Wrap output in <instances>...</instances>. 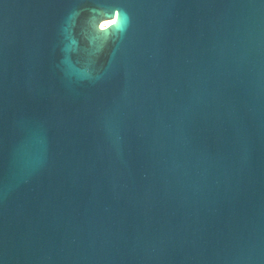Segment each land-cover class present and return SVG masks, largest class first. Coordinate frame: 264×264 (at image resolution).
<instances>
[{"label": "water", "instance_id": "95a60500", "mask_svg": "<svg viewBox=\"0 0 264 264\" xmlns=\"http://www.w3.org/2000/svg\"><path fill=\"white\" fill-rule=\"evenodd\" d=\"M0 264H264V0H0Z\"/></svg>", "mask_w": 264, "mask_h": 264}, {"label": "bare ground", "instance_id": "6f19581e", "mask_svg": "<svg viewBox=\"0 0 264 264\" xmlns=\"http://www.w3.org/2000/svg\"><path fill=\"white\" fill-rule=\"evenodd\" d=\"M113 20H107V21H104L101 25L102 27L108 25L109 23H112Z\"/></svg>", "mask_w": 264, "mask_h": 264}]
</instances>
